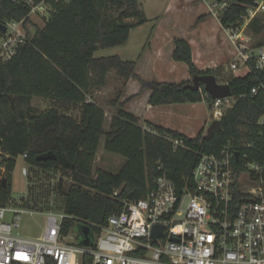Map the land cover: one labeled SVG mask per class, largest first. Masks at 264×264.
Here are the masks:
<instances>
[{
  "label": "trees",
  "instance_id": "16d2710c",
  "mask_svg": "<svg viewBox=\"0 0 264 264\" xmlns=\"http://www.w3.org/2000/svg\"><path fill=\"white\" fill-rule=\"evenodd\" d=\"M39 2L42 0H38ZM257 0H226L227 7L219 17L223 28L241 25L240 16ZM52 11L43 26L29 32V41L22 45L16 57L0 64V103L9 100L12 116L0 122V148L8 158L0 167V206L6 205L11 196L12 174L19 155L32 171L63 170L69 172L72 182L64 187L57 185L62 195L60 211L72 219L63 221V234H69L76 223L82 233L90 226L91 241L100 228L107 226L111 216L123 208L124 201H137L153 190L161 174L162 165L181 189L199 161L201 154L219 153L228 142L240 150L249 152L252 161L264 165V95L250 96L251 89L264 81V71L255 69L245 77L229 76L221 84H228L234 97L243 94L221 119L222 131H216L205 140L207 130L195 138L149 122L146 127L140 119L126 110L130 100L120 104L112 118L109 130H105L106 113L96 102L95 93L106 87L108 76L115 71L124 80H138L140 94L151 90L149 105L153 107L172 104L206 102V91L188 88L191 80L181 83L146 82L136 74V62L123 60L114 55L96 57L101 49L124 46L132 29L148 22L139 0H55L49 1ZM28 9L8 0H0V15L4 18L22 20ZM200 17L198 22L203 21ZM29 20L26 21V29ZM249 29L254 34L262 30L257 17ZM173 60L185 63L191 77L214 75L219 79V69L200 71L193 60L191 45L184 39H174ZM140 94L132 98H137ZM34 98L54 100L80 107V118H74L56 108L25 118L15 105L16 100ZM156 131L152 133L146 128ZM170 136L183 141L184 147L174 149L165 139ZM102 138L105 151L126 159L119 173L97 169L94 163ZM255 142L260 152H254L245 143ZM244 143V144H243ZM243 147V148H242ZM52 152L55 160L38 161L43 154ZM4 168V172L2 171ZM5 176V177H4ZM117 192V195L115 193ZM29 198L27 207L30 206ZM44 211V210H42ZM82 235V234H81ZM79 234V243H81ZM82 264H93L91 256H84Z\"/></svg>",
  "mask_w": 264,
  "mask_h": 264
},
{
  "label": "built area",
  "instance_id": "2783aa9c",
  "mask_svg": "<svg viewBox=\"0 0 264 264\" xmlns=\"http://www.w3.org/2000/svg\"><path fill=\"white\" fill-rule=\"evenodd\" d=\"M8 1L28 9V14L22 20L0 15V64L13 60L29 41L31 30L26 29V21L27 27L35 28V17L47 19L52 11L50 0ZM227 6L225 0L215 1L211 12ZM261 14L264 0H257L240 16V26L224 28L234 51L229 71L235 76L245 77L254 68L264 71V44L252 47L246 39L250 24ZM242 71L245 73L241 75ZM259 94L264 95V81L251 89L250 96ZM244 97L247 95L213 99L207 92L204 96L212 100V119L219 121ZM260 123L264 124V117ZM164 138L175 150L184 147L182 140ZM243 147L260 152L255 142ZM4 158L8 157L0 148V167ZM160 171L154 189L140 200L124 201L121 211L109 218L89 246L78 243L76 227L63 234V221L72 217L28 208L27 196L11 197L0 206V264H82L84 256H91L93 264H264L262 163L252 161L249 152L228 142L217 154L200 155L183 189L162 165ZM28 172L27 167L22 168L23 175ZM24 214H46L45 229L39 237L20 235ZM159 225L163 231L154 239V228ZM71 233L76 242L70 240Z\"/></svg>",
  "mask_w": 264,
  "mask_h": 264
},
{
  "label": "rangeland",
  "instance_id": "374dc122",
  "mask_svg": "<svg viewBox=\"0 0 264 264\" xmlns=\"http://www.w3.org/2000/svg\"><path fill=\"white\" fill-rule=\"evenodd\" d=\"M215 1L208 0L211 6ZM202 3L204 4V0H139V5L140 7L142 6L148 22L145 25L143 24L140 27L132 29L130 38L124 46L101 49L96 53V57L119 55L123 60L136 62L135 72L142 74L144 77H156L164 81L179 80L180 77L184 76L186 70L188 72V66L185 63L175 62L172 59L164 60L163 58H159V55L154 52V38L166 40L167 38L174 37L177 32H182L179 35L188 33L189 37L194 39L195 49L198 50L197 56L202 62L207 63L206 66H209L207 69H219V79L217 80L219 83L225 81L229 76L233 75L229 71V65L234 51L229 46V38L225 30H223L221 23H219L221 11H217L215 8L214 13L216 17L213 16L215 19V22H213L211 21V14L213 13H205L204 8L202 9ZM175 4L176 7L172 10L171 7L175 6ZM170 10L171 13H169ZM200 17H203L204 20L198 22ZM258 17L261 19L262 30L258 34H254L250 30L246 31L247 43L252 47L264 44V15L261 14ZM41 19L43 18L41 17ZM41 19L35 17L37 21L36 26H43L48 18ZM27 28H30L31 32L36 30V28L30 25ZM150 46H153L152 50H149ZM176 65L179 67L176 68ZM197 68L199 67L197 66ZM244 73L245 71H242L240 74ZM189 80L193 81V78L191 77ZM144 81L152 82L148 80ZM185 81L188 80H183L182 82ZM136 83L138 84V89L135 91L136 94L129 96L128 89L124 85V80L113 71L108 76L106 87L96 92V102L106 113V131L110 129L112 117L117 114L120 104L128 100H130L129 103H134L143 98L147 90L140 94L139 90L142 84L138 80H136ZM131 93L134 92L132 91ZM138 94L140 95L137 98L131 99V97ZM8 102L9 100L0 103V122L2 123H5L14 116ZM129 103L125 105L126 109ZM15 105L20 114L29 119L32 113L43 112L50 107L51 103L34 98L31 100H16ZM141 109L145 118L148 117L153 122L162 125L170 124L175 127L180 124L182 116L188 117L190 119V124H188L190 130H197L204 121V116L206 118L210 117L205 102L200 103L197 107H189L188 109L175 108L169 105L151 107L150 110L145 109V107ZM69 110L74 118H80V107L70 108ZM213 120L215 119H211V122L208 123V127ZM205 129L207 130L204 127L201 131ZM125 163V158L105 151V139L102 138L94 163V172L97 169H102L116 174L119 173ZM23 167L28 168L29 172L27 176L22 173ZM31 169L32 167L25 161L24 156L19 155L15 171L12 174L11 196L15 199L27 196L30 206L42 208L45 212L53 211L60 213L63 198L58 193L57 185L62 181L64 187H67L72 182L71 174L63 170L44 171L35 169V171H32ZM1 181H3V178L0 179V185ZM10 218L11 215L8 214L7 220H10ZM45 221L46 214H24L22 215L18 231L23 237H39L45 229ZM75 227L77 233L82 237L79 224L76 223ZM73 236L74 234L71 233L70 240L76 242Z\"/></svg>",
  "mask_w": 264,
  "mask_h": 264
},
{
  "label": "crops",
  "instance_id": "0c3cea01",
  "mask_svg": "<svg viewBox=\"0 0 264 264\" xmlns=\"http://www.w3.org/2000/svg\"><path fill=\"white\" fill-rule=\"evenodd\" d=\"M210 1V0H209ZM202 9L204 8V12L205 13H210L211 12V3L208 2V0H204V4L202 3ZM176 7V4L175 6H172V10ZM170 8V9H171ZM222 12V11H221ZM171 13V10L170 12ZM212 13V12H211ZM179 15V14H178ZM216 17L215 13L211 14V21L215 22V19L214 17ZM213 17V19H212ZM147 23V22H146ZM145 23V24H146ZM219 23H220V20H219ZM144 24V25H145ZM142 26V25H141ZM140 27V26H139ZM250 27V26H249ZM188 29V28H187ZM224 30V28H223ZM250 30V29H248ZM186 31V30H184ZM251 31V30H250ZM189 32V31H187ZM253 32V31H252ZM182 32H177V34L174 36V37H170V38H167L166 40H163V39H157L156 37L154 38V52L155 54L157 53L159 55V58H163L164 60H173V52L175 50V44H174V38L177 37V38H181V39H184L186 40L192 47V50H193V60H194V63L196 64V66H198L199 70L200 71H206L208 70L207 68L209 66H206L207 63L206 62H202L201 59L197 56V52L198 50L195 49V43H194V39L193 38H190L188 33H183V35H179L181 34ZM228 41V40H227ZM262 45V44H261ZM153 46L151 47L150 46V49L149 50H152ZM230 49V48H229ZM231 50V49H230ZM114 56V55H113ZM119 56V55H117ZM149 56H151L149 54ZM120 57V56H119ZM209 63V62H208ZM179 66L176 65V68H178ZM183 69V68H182ZM137 75H139L142 79L144 80H148V81H158V82H167V83H181L183 80H189L191 78V75H190V72L188 70H186V72H184V76L180 77L179 80H175V81H170V80H167V81H164V80H161V79H158L156 77H152V78H147V77H144L142 74H138L136 73ZM235 76V75H233ZM236 77H239V76H236ZM137 86L138 84L136 83V79H131L126 87L128 89V95L131 96V94H136L135 91H137ZM134 92V93H131V92ZM140 91V90H139ZM138 93V92H137ZM96 94V93H95ZM151 97V90H147L146 93L144 94L143 98H141L140 100H137L135 101L134 103H129L127 105V111L133 113L136 117H138L140 119V124L144 127H146V123L145 122H149L155 126H161L163 128H166V129H171V130H176L184 135H186L187 137L189 138H195L199 135V133L201 132V130L205 127L208 129V123L211 122V119H212V116H211V113H210V109H209V106L208 104L206 103L207 105V108H208V111H209V114H210V117L206 118L204 116V121L200 124V126L197 128V130L193 129V130H190L189 127H188V124H190V119L188 117H185V116H182L181 117V121H180V124L178 126H172L170 124H157L155 122H153L151 119H149L148 117L145 118V116L142 114V109L143 107H145V109H151V105H149V99ZM44 101H47L49 103H51L50 107H48L47 109L49 108H56L58 109L60 112L64 113V114H67L69 116H72L70 114V108H79V106H73V105H68V104H65L63 102H59V101H54V100H46V99H42ZM96 100V99H95ZM143 104H142V103ZM203 103V102H201ZM200 103H195V104H192V103H186V104H172V105H169V106H172V107H175V108H189V107H197V105H199ZM147 105H149L148 107H146ZM163 106V105H162ZM139 107V108H138ZM158 107V106H157ZM115 116V115H114ZM113 116V117H114ZM74 117V116H72ZM112 117V118H113ZM206 130V129H205ZM82 242V240H81ZM78 243H79V240H78Z\"/></svg>",
  "mask_w": 264,
  "mask_h": 264
},
{
  "label": "water",
  "instance_id": "95a60500",
  "mask_svg": "<svg viewBox=\"0 0 264 264\" xmlns=\"http://www.w3.org/2000/svg\"><path fill=\"white\" fill-rule=\"evenodd\" d=\"M218 3L223 2V0H216ZM3 30H5L4 26H1ZM202 87H204L205 91L213 98V99H222L231 97L232 91L228 84H221L218 82L216 76L214 75H200L194 76L192 84L188 86L189 89L193 91H198ZM216 131H222V123L219 120H214L207 129L206 135L204 136L205 140H210ZM238 159V154L236 155ZM56 157L52 152L43 154L37 158L38 161H48L55 160ZM3 185L6 186V179H3ZM91 228L89 226H85L82 231V242L81 244L85 246L91 245V236H90ZM163 226H155L154 228V239L162 233Z\"/></svg>",
  "mask_w": 264,
  "mask_h": 264
}]
</instances>
